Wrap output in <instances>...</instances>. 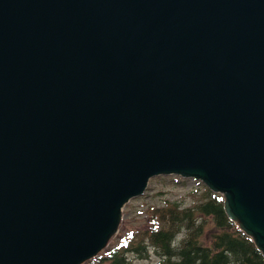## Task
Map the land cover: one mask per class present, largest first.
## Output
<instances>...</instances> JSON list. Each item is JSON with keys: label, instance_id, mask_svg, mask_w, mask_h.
I'll use <instances>...</instances> for the list:
<instances>
[{"label": "water", "instance_id": "obj_1", "mask_svg": "<svg viewBox=\"0 0 264 264\" xmlns=\"http://www.w3.org/2000/svg\"><path fill=\"white\" fill-rule=\"evenodd\" d=\"M171 174L264 253V0H0V264H84Z\"/></svg>", "mask_w": 264, "mask_h": 264}, {"label": "trees", "instance_id": "obj_2", "mask_svg": "<svg viewBox=\"0 0 264 264\" xmlns=\"http://www.w3.org/2000/svg\"><path fill=\"white\" fill-rule=\"evenodd\" d=\"M199 192H191L195 202L189 205L183 198L152 208L147 224L129 227L119 243L84 264H133L131 254L149 258L150 250L159 264H264L254 238L228 215L225 195L207 185ZM182 230L184 239L173 247Z\"/></svg>", "mask_w": 264, "mask_h": 264}, {"label": "rangeland", "instance_id": "obj_3", "mask_svg": "<svg viewBox=\"0 0 264 264\" xmlns=\"http://www.w3.org/2000/svg\"><path fill=\"white\" fill-rule=\"evenodd\" d=\"M205 188V183L194 178H185L180 175H160L153 177L145 193L139 197L132 198L124 207L123 219L118 233H116L109 243H119V239L127 232L131 226L145 225L148 222L149 211L159 205H164L166 200L175 201L184 198L185 205L195 202L192 198V191L199 190V195ZM198 196V195H197ZM124 223H126L124 225ZM131 228L128 229V232ZM135 231V230H134ZM132 232V231H131ZM112 244V245H113ZM109 244L105 249H109ZM103 252V251H102ZM149 258H138L131 254L133 264H159V257L150 250Z\"/></svg>", "mask_w": 264, "mask_h": 264}, {"label": "clouds", "instance_id": "obj_4", "mask_svg": "<svg viewBox=\"0 0 264 264\" xmlns=\"http://www.w3.org/2000/svg\"><path fill=\"white\" fill-rule=\"evenodd\" d=\"M183 239H184V232L182 230L181 233H178L177 237L173 240L172 246L177 247L179 245L180 241H182Z\"/></svg>", "mask_w": 264, "mask_h": 264}]
</instances>
